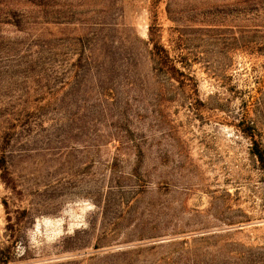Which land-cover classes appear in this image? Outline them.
Listing matches in <instances>:
<instances>
[{
	"label": "rangeland",
	"instance_id": "rangeland-1",
	"mask_svg": "<svg viewBox=\"0 0 264 264\" xmlns=\"http://www.w3.org/2000/svg\"><path fill=\"white\" fill-rule=\"evenodd\" d=\"M264 0H0V264H264Z\"/></svg>",
	"mask_w": 264,
	"mask_h": 264
},
{
	"label": "trees",
	"instance_id": "trees-1",
	"mask_svg": "<svg viewBox=\"0 0 264 264\" xmlns=\"http://www.w3.org/2000/svg\"><path fill=\"white\" fill-rule=\"evenodd\" d=\"M252 153L257 158L260 168L264 171V148L260 143L254 142L251 148Z\"/></svg>",
	"mask_w": 264,
	"mask_h": 264
}]
</instances>
